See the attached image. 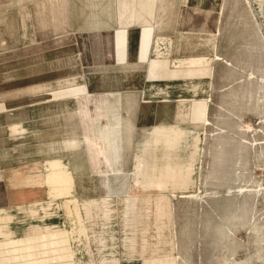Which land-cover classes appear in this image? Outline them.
I'll return each mask as SVG.
<instances>
[{
	"label": "rangeland",
	"instance_id": "obj_1",
	"mask_svg": "<svg viewBox=\"0 0 264 264\" xmlns=\"http://www.w3.org/2000/svg\"><path fill=\"white\" fill-rule=\"evenodd\" d=\"M78 1L60 24L87 23L84 0ZM186 4L173 1L164 14L178 23V36L189 38L194 55L210 58L212 68L201 82L179 80L203 84V95L210 98L204 136H183L178 148L189 179L179 182L181 189L171 182L164 190L144 189L121 173H89L93 183L77 189L73 168L77 161L87 166L94 159L90 136L105 133L93 116L102 117L105 110L91 111L86 104L91 98L85 97L79 121L72 108L59 119L56 103L29 104L51 98L47 94L59 86L82 85L90 78L95 88L118 89L125 78L89 76L91 67L100 72L94 52L106 48L95 37L78 34L75 45V34L69 33L66 45L57 48L58 0H0V89L34 90V96L19 93V136H87L81 157L67 150L65 167L59 163L64 176L54 183L49 176L55 174L50 167L58 160L55 151L45 158L25 151L0 158L8 169L0 172V264L170 259L174 264H264V0ZM90 54L94 61L85 60ZM129 80L138 87L142 77ZM111 143L100 141L105 159L112 154ZM156 153L158 169L162 161ZM52 230L61 231L43 235Z\"/></svg>",
	"mask_w": 264,
	"mask_h": 264
},
{
	"label": "crops",
	"instance_id": "obj_2",
	"mask_svg": "<svg viewBox=\"0 0 264 264\" xmlns=\"http://www.w3.org/2000/svg\"><path fill=\"white\" fill-rule=\"evenodd\" d=\"M173 1L177 0H84L80 4L85 7L87 16L83 18L87 23L80 25L71 22L65 25L60 24L61 15L74 13L79 1L58 0L59 21L54 26L58 29L55 39L57 48L66 45L69 33L75 34V45L78 44V34L95 37L98 41L96 44H105L106 48H97L96 52L92 50L95 60L99 61L97 67L100 72L91 67L93 74L89 76L125 78L123 84L114 89L95 88L87 76L89 79L82 85L59 86L47 94L51 98L36 102L32 100L29 104L32 107L35 103H56L61 109L59 119L65 117L66 109L72 108V117L79 121L81 99L85 97L91 98L86 101L91 111L95 109L98 113V109L105 110L104 116H93V122L104 126L105 133L104 136H90L94 159L87 166L77 161L73 168L75 188H83L84 183H93L86 177L89 173H121L127 182L132 177L136 182L135 187L144 189L164 190L170 182L181 189L183 184L179 182L189 179L187 165L178 155V148L183 136H204L205 128L210 125V98L203 95L206 92L203 84L182 85L179 80L193 77L201 82L210 77L212 68L210 58L194 55L189 38L178 36V23L164 14L167 11L164 7L171 6ZM184 1L188 4V0ZM73 19L77 22L78 17ZM186 41L188 43L183 47ZM87 57L94 61L91 54L85 56V60ZM134 76L142 77L138 87L129 80ZM33 91L0 89V121L2 118L9 120L0 124V132L2 129L4 132L3 135L0 133V158L7 153L11 156V152L15 151H25V156L28 152L45 158L51 154L50 151H55L58 160L50 164L51 173L55 174L49 176L50 182L54 183L64 176L59 163L62 162L65 167L67 150H74V156L81 157L83 140L87 136H24L26 133L19 136L20 126L15 119L21 106L18 103L19 93L28 97L30 93L34 96ZM115 92L119 95L118 100L115 97L107 98V95ZM199 92L202 97H198ZM101 94H104L103 99L93 100L94 96ZM68 141L74 142L72 147ZM100 141H112L107 149L112 154L106 159L101 155L103 146ZM130 149L133 150L131 153ZM156 151L160 152L162 161L158 169L156 164L160 162L159 158L156 159ZM4 169L8 170L0 161V172ZM59 231L52 230L43 235L48 237ZM146 264H174V261L155 260Z\"/></svg>",
	"mask_w": 264,
	"mask_h": 264
}]
</instances>
